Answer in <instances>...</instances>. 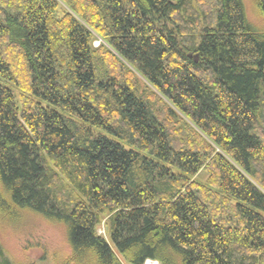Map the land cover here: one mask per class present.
Segmentation results:
<instances>
[{"label":"trees","instance_id":"16d2710c","mask_svg":"<svg viewBox=\"0 0 264 264\" xmlns=\"http://www.w3.org/2000/svg\"><path fill=\"white\" fill-rule=\"evenodd\" d=\"M246 3L0 0V226L63 220L54 264H264Z\"/></svg>","mask_w":264,"mask_h":264},{"label":"rangeland","instance_id":"374dc122","mask_svg":"<svg viewBox=\"0 0 264 264\" xmlns=\"http://www.w3.org/2000/svg\"><path fill=\"white\" fill-rule=\"evenodd\" d=\"M246 1L249 22L257 31H264V21L254 0ZM6 223L0 226V242L13 264H54L55 253L65 256L70 251L69 227L63 220L26 213L22 218ZM104 232V226H101L99 234L105 235Z\"/></svg>","mask_w":264,"mask_h":264},{"label":"water","instance_id":"95a60500","mask_svg":"<svg viewBox=\"0 0 264 264\" xmlns=\"http://www.w3.org/2000/svg\"><path fill=\"white\" fill-rule=\"evenodd\" d=\"M196 61H198V56H195Z\"/></svg>","mask_w":264,"mask_h":264}]
</instances>
